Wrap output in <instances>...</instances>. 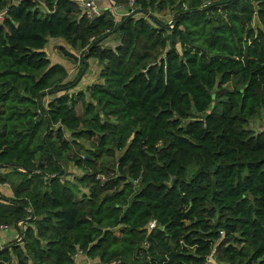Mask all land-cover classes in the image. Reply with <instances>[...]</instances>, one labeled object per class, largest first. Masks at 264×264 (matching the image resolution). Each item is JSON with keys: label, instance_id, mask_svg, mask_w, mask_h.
I'll use <instances>...</instances> for the list:
<instances>
[{"label": "trees", "instance_id": "trees-1", "mask_svg": "<svg viewBox=\"0 0 264 264\" xmlns=\"http://www.w3.org/2000/svg\"><path fill=\"white\" fill-rule=\"evenodd\" d=\"M43 3L0 0V264H264V0ZM48 37L98 78L72 89Z\"/></svg>", "mask_w": 264, "mask_h": 264}, {"label": "rangeland", "instance_id": "rangeland-1", "mask_svg": "<svg viewBox=\"0 0 264 264\" xmlns=\"http://www.w3.org/2000/svg\"><path fill=\"white\" fill-rule=\"evenodd\" d=\"M38 1L40 6L44 7L43 0H38ZM127 2L121 4V2L116 0L115 7L117 9L118 14H123V11L125 9L121 10V6H124L125 8L127 6L126 5ZM153 12L155 16H157L160 22H162L163 24H169L171 26V22H172L171 17L174 13L171 8L159 9ZM115 18L119 19V15H116ZM117 41H118V36L115 33H111L109 36L104 38L102 43L105 45L112 46ZM44 49L51 62H60L66 67L68 72L66 79L75 80L76 83V85L72 89L74 90L83 89L88 83L95 81L98 78L100 62L97 59L89 58L84 60L85 61L84 63L86 65L84 66L83 63V68H82L81 53L79 52V49L72 47L62 37H48ZM228 85L232 86L233 83L231 82ZM77 109L80 110V106H78ZM248 126L253 130H259L261 128H264L263 108H260L257 113H255L250 117ZM103 159L105 160L106 164H109L111 166L115 161V158L113 156L103 157ZM64 166L66 168V171H68L69 173V175H67L68 178H71L74 175L78 176L82 172V168L74 166L71 162H68L67 164L64 163ZM77 184L80 190H87L88 186L85 183H84L85 185L80 184V182H77ZM15 239L18 240V233L17 236L14 237L12 240ZM206 264H221V263L216 261L214 257L210 255L207 258Z\"/></svg>", "mask_w": 264, "mask_h": 264}, {"label": "built area", "instance_id": "built-area-1", "mask_svg": "<svg viewBox=\"0 0 264 264\" xmlns=\"http://www.w3.org/2000/svg\"><path fill=\"white\" fill-rule=\"evenodd\" d=\"M15 1L16 0H10V2H15ZM74 1L77 2L81 6L84 14L89 19L94 18L95 16L99 15L102 12V7L98 3V0H74ZM104 2H105L104 7H108L112 11L115 20H118L117 18H115L116 15L122 16L123 14H130L134 11V0H128V2L126 4L127 6L125 7L123 14H118L117 9L115 7L116 0H104ZM3 13H4V11L0 12V19L2 18ZM121 16H119V17H121ZM5 226L6 225H0V232H1V230H3V228ZM0 247H1V245H0ZM79 252L80 251H78L76 253L75 258L77 256V254H79ZM89 264H92V263H89Z\"/></svg>", "mask_w": 264, "mask_h": 264}, {"label": "crops", "instance_id": "crops-1", "mask_svg": "<svg viewBox=\"0 0 264 264\" xmlns=\"http://www.w3.org/2000/svg\"><path fill=\"white\" fill-rule=\"evenodd\" d=\"M98 3L102 7L105 6L104 0H98ZM122 9L123 10L125 9L124 6H121V10ZM119 16H121V15H119ZM100 67H101V63H100ZM0 193L4 194V195H12L11 188L9 187L8 184L7 185L0 184ZM3 229L4 230H1V232H0V245L1 246L7 244L10 240H12L14 237L17 236L18 232H20L19 231V224H16V226H14V225L5 226ZM92 262H93V259L89 258L86 254H84L82 252L77 254V256L75 258V264H89Z\"/></svg>", "mask_w": 264, "mask_h": 264}, {"label": "water", "instance_id": "water-1", "mask_svg": "<svg viewBox=\"0 0 264 264\" xmlns=\"http://www.w3.org/2000/svg\"><path fill=\"white\" fill-rule=\"evenodd\" d=\"M85 62V61H84ZM86 64L84 63V66H85ZM11 165H16L15 163H11Z\"/></svg>", "mask_w": 264, "mask_h": 264}]
</instances>
